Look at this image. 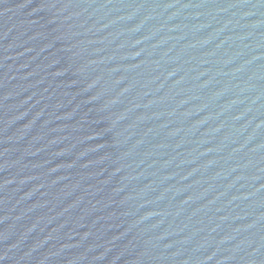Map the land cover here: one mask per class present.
<instances>
[{
    "label": "water",
    "instance_id": "95a60500",
    "mask_svg": "<svg viewBox=\"0 0 264 264\" xmlns=\"http://www.w3.org/2000/svg\"><path fill=\"white\" fill-rule=\"evenodd\" d=\"M0 264H264V0H0Z\"/></svg>",
    "mask_w": 264,
    "mask_h": 264
}]
</instances>
